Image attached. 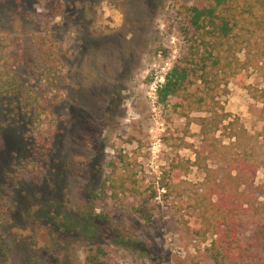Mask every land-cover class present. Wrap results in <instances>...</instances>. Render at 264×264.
Masks as SVG:
<instances>
[{"label": "rangeland", "instance_id": "1", "mask_svg": "<svg viewBox=\"0 0 264 264\" xmlns=\"http://www.w3.org/2000/svg\"><path fill=\"white\" fill-rule=\"evenodd\" d=\"M205 3L0 0V264H84L96 245L110 249L111 264H214V236L195 232L191 207L207 189V173L195 164L200 126L157 96L186 48L182 6ZM243 75L245 85L264 88V73ZM13 76L18 93H3ZM216 99L250 137L223 148L234 140L221 129L219 154L206 163L232 189L231 161H252L255 201L264 190V97L235 77ZM36 141L44 142L42 165L31 162L16 175ZM113 172L130 187L98 201L103 218L87 217L92 194ZM140 202L153 209L150 218L134 211ZM255 207L264 209V193Z\"/></svg>", "mask_w": 264, "mask_h": 264}, {"label": "trees", "instance_id": "2", "mask_svg": "<svg viewBox=\"0 0 264 264\" xmlns=\"http://www.w3.org/2000/svg\"><path fill=\"white\" fill-rule=\"evenodd\" d=\"M179 13L186 48L166 73L157 96L160 102L171 101L173 110L188 123L194 121L200 126L202 139L200 147L194 149L195 164L207 173V183H204L207 189L203 193L197 192L191 203L192 214L199 218L195 232L214 236L208 248L214 264H264V209L255 207L264 190L262 186L258 187L255 201L249 198L248 192L254 185L255 164L246 157L235 156L228 172L229 180L235 184L229 189L226 177H219L218 171L206 163L208 158L219 154L216 134L221 129L228 130L229 137L234 140L229 145H221L223 148L239 147L250 137L240 118L226 111L216 94L237 77L252 96L264 97V88L245 85L243 75L251 68L264 73V0H206L202 6L183 5ZM20 84L13 76L3 93H18ZM195 112H206V115L194 117ZM42 146L43 141L33 143L32 158L15 167L16 175H22L31 162L42 165ZM125 162L122 158L124 171L127 168ZM187 170L185 167V173ZM232 170L236 171L235 174ZM114 173L108 174L100 190L92 194L85 211L87 217L103 218L96 213L98 201L117 198L130 187L127 178L117 182ZM245 176L250 182L247 188L240 189L245 185ZM161 186L164 187L165 183L162 182ZM132 190L137 191L134 185ZM154 195L153 191L151 196ZM132 206L143 218H150L152 208L148 211L142 202ZM110 260V249L96 245L88 249L84 264H111Z\"/></svg>", "mask_w": 264, "mask_h": 264}, {"label": "built area", "instance_id": "3", "mask_svg": "<svg viewBox=\"0 0 264 264\" xmlns=\"http://www.w3.org/2000/svg\"><path fill=\"white\" fill-rule=\"evenodd\" d=\"M164 79H165V77H164ZM165 81V80H164Z\"/></svg>", "mask_w": 264, "mask_h": 264}]
</instances>
